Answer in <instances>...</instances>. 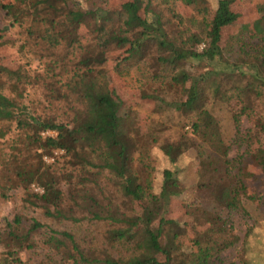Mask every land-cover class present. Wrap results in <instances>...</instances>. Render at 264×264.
<instances>
[{"label": "trees", "instance_id": "1", "mask_svg": "<svg viewBox=\"0 0 264 264\" xmlns=\"http://www.w3.org/2000/svg\"><path fill=\"white\" fill-rule=\"evenodd\" d=\"M174 1L193 7L202 16L206 14L205 0ZM233 1L217 0L204 24L202 38L181 32L170 40L159 20L150 22L148 13L139 15V4L149 5L148 0L125 1L110 12L103 10L109 0H95L98 6L90 10L77 0H13L27 12L22 49L36 71L22 64L15 69L0 65V122H12L23 131L25 146H36L45 153L64 150L65 154L56 168L44 165L40 155L33 163L11 164L0 179L6 189H18L22 201L39 209L44 218L102 226L103 246L124 245L128 254L113 257L97 246L79 244L67 230L15 214L0 229V264H224L223 253L237 241L228 218L181 198L183 186L172 168L161 171L154 191L150 178L153 169L146 158L148 148L157 143V131L140 136L116 131L117 106L108 89L105 68L110 52L129 45L125 51L129 55L115 62L119 68L139 55L138 44L148 39L162 53L158 62L169 70V80L179 85L189 82L188 93L176 108L189 116L188 126L184 132L181 127L176 141L162 143L159 150L171 167L189 149L209 150L214 157L202 160V169L210 172L212 180L224 174L223 181L210 185L216 206L228 214L237 207L229 199L231 187L237 183L236 173L230 174L233 166L226 159L230 146L223 142L218 123L204 104L207 98L239 104L237 114L231 118L234 137L244 142L255 138L258 147L245 161L264 174V142L258 140V136L264 139V123L247 103L250 93L261 97L264 89V54L247 62L244 58L234 59L229 72L213 68L197 77L184 66L217 60L223 49L218 47L222 30L238 17L232 11ZM0 7L8 15V6L1 0ZM81 30L85 31L83 38ZM250 35L264 38L263 17ZM31 84L43 88L49 105H60L59 118L28 114L22 97L24 88ZM242 115L252 123L243 134ZM43 130H55L56 136L41 139L39 133ZM3 135L0 129V139ZM238 165H242V159ZM31 185L40 187L42 194L32 192ZM2 187L0 183V190ZM173 201L181 204L186 217L218 225L194 253L181 243L185 222L178 223L166 215ZM137 226L143 227L141 233L135 231Z\"/></svg>", "mask_w": 264, "mask_h": 264}, {"label": "rangeland", "instance_id": "2", "mask_svg": "<svg viewBox=\"0 0 264 264\" xmlns=\"http://www.w3.org/2000/svg\"><path fill=\"white\" fill-rule=\"evenodd\" d=\"M77 1L87 10L98 6L95 0ZM125 1L130 0H109L103 10L113 11ZM1 2L8 6L9 13L6 15L0 7V65L15 69L17 65L22 64L27 70L36 71L34 70L36 65L31 63L27 52L22 49L23 31L28 23L27 12L19 3L14 4L13 0H1ZM148 2L149 5L145 2L139 4V15L148 13L149 21L159 20L167 38L172 40L181 32L196 33L202 38L204 24L209 21L215 10L217 0H205L207 9L205 16L199 14L193 7L184 6L174 0H148ZM232 11L238 17L222 30L218 47L223 49L217 60L210 64L204 60L198 65L185 63L184 68L191 76L197 77L213 68L229 72V66L233 64L234 59L244 58L247 62L264 54V38L250 35L255 31L260 18H264V0H234ZM84 35L85 31L81 30L80 36L83 38ZM129 38L132 39V36L129 35ZM128 46L110 52L105 68L108 89L117 106L116 131L128 136H140L150 130L157 131V143L148 148L146 158V163L153 169L150 178L154 191L159 186L161 171L172 168L177 172L183 186L181 198L193 206L219 214L222 218H228L231 231L237 237V241L233 247L223 253L224 264H264V174L245 161L258 147L255 138L251 137L252 141L244 142L234 137L231 118L237 114L239 104L234 100L228 103L211 98H207L204 104L205 109L216 119L223 142L230 146L226 159L233 166L230 174L236 173L237 183L232 185L229 199L237 207L227 214L216 206L213 187L210 185L223 181L224 174L213 176L212 180L210 172H204L202 169L204 168L202 160L206 162L214 157L209 150L205 147L189 149L180 155L172 167L159 150L162 143L176 141L181 127L184 132V128L188 126L189 116L176 108L184 101L189 82L179 85L169 80V70L163 69L164 67L158 62V57L162 56V53L157 50L155 43L148 39H143L138 44L140 54L136 55L137 57L134 56L128 63L116 68L115 62L129 55L125 54ZM201 48L202 44L196 47L198 51ZM44 93L43 88L38 85L31 84L24 88L22 98L28 114L59 118L62 113L60 105L56 103L49 105L45 101ZM247 103L254 109L256 117L264 123V89L261 97L250 93ZM240 121L242 134L252 127L250 118L242 115ZM0 129L4 132L0 139L1 176L6 174L11 164L33 163L39 155L42 163L51 168H56L63 162L64 150L61 154L53 155L52 151L45 153L36 146L29 144L25 146L24 132L16 129L12 122H0ZM258 138L259 143L263 144L264 139L260 136ZM43 157L52 158V161H44ZM240 159H242L241 166L238 165ZM135 166L137 169L140 168L136 162ZM234 167L238 168L237 171ZM0 183L4 186L0 190L2 194L0 229L13 215L19 214L24 217H34L40 223L54 229L71 232L79 244L85 247L97 246L99 250L104 249L113 257H124L128 254L124 245L103 246L102 226L86 222L70 224L46 219L39 209L30 207L22 201L18 189H6L2 179ZM135 208L139 211V206ZM166 215L178 223L185 222L186 233L181 243L185 246V250L191 253L196 252L203 239L218 228V225H209L192 217H186L182 214V206L177 201L170 202ZM142 230V226L135 228L137 233H141Z\"/></svg>", "mask_w": 264, "mask_h": 264}, {"label": "built area", "instance_id": "3", "mask_svg": "<svg viewBox=\"0 0 264 264\" xmlns=\"http://www.w3.org/2000/svg\"><path fill=\"white\" fill-rule=\"evenodd\" d=\"M55 136H56V131L55 130H43V131H41L39 133V137L41 139L54 138ZM61 153H62V150H53L52 151L53 155H57V154H61ZM43 160L44 161H52V158L43 157ZM31 190L34 193L42 194V189L37 187V186L31 185Z\"/></svg>", "mask_w": 264, "mask_h": 264}]
</instances>
